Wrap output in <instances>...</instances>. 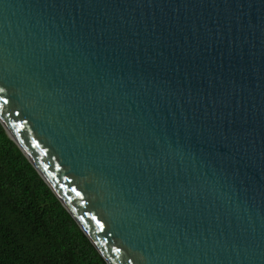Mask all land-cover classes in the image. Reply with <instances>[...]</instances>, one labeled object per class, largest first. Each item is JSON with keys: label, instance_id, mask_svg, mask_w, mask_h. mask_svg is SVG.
<instances>
[{"label": "water", "instance_id": "95a60500", "mask_svg": "<svg viewBox=\"0 0 264 264\" xmlns=\"http://www.w3.org/2000/svg\"><path fill=\"white\" fill-rule=\"evenodd\" d=\"M0 87L107 264H264V0H0Z\"/></svg>", "mask_w": 264, "mask_h": 264}, {"label": "trees", "instance_id": "16d2710c", "mask_svg": "<svg viewBox=\"0 0 264 264\" xmlns=\"http://www.w3.org/2000/svg\"><path fill=\"white\" fill-rule=\"evenodd\" d=\"M0 264H107L1 123Z\"/></svg>", "mask_w": 264, "mask_h": 264}, {"label": "snow or ice", "instance_id": "6c2138e0", "mask_svg": "<svg viewBox=\"0 0 264 264\" xmlns=\"http://www.w3.org/2000/svg\"><path fill=\"white\" fill-rule=\"evenodd\" d=\"M4 91H5V90H4V88L0 87V93H3ZM4 103H5V104H7V103H8V101H7V100H5V101H4Z\"/></svg>", "mask_w": 264, "mask_h": 264}]
</instances>
